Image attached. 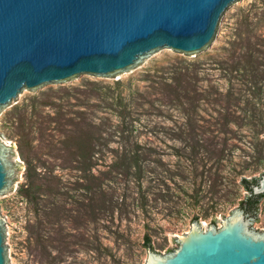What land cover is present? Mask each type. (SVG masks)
<instances>
[{
	"label": "rangeland",
	"instance_id": "1",
	"mask_svg": "<svg viewBox=\"0 0 264 264\" xmlns=\"http://www.w3.org/2000/svg\"><path fill=\"white\" fill-rule=\"evenodd\" d=\"M263 174L264 0H237L199 52L27 89L23 162L0 194L13 264H133L243 213V180Z\"/></svg>",
	"mask_w": 264,
	"mask_h": 264
},
{
	"label": "water",
	"instance_id": "2",
	"mask_svg": "<svg viewBox=\"0 0 264 264\" xmlns=\"http://www.w3.org/2000/svg\"><path fill=\"white\" fill-rule=\"evenodd\" d=\"M237 0H0V194L24 156L27 89L81 74L110 75L161 48L199 52ZM264 194V174L251 184ZM232 205L181 243L133 264H264V225ZM0 264L13 245L0 200Z\"/></svg>",
	"mask_w": 264,
	"mask_h": 264
},
{
	"label": "trees",
	"instance_id": "3",
	"mask_svg": "<svg viewBox=\"0 0 264 264\" xmlns=\"http://www.w3.org/2000/svg\"><path fill=\"white\" fill-rule=\"evenodd\" d=\"M257 180H254L253 182H250L249 180H243V184L246 187V189L249 191V196L241 202V209H243L246 213L250 214L252 217L255 216L257 209H258V205L260 203V201L264 198V194L263 195H254L251 189V184L256 183ZM149 245L150 248H152L150 246V240L147 243Z\"/></svg>",
	"mask_w": 264,
	"mask_h": 264
}]
</instances>
